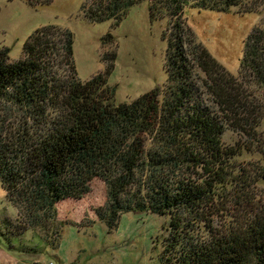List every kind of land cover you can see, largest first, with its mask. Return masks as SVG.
I'll return each mask as SVG.
<instances>
[{"label": "trees", "instance_id": "1", "mask_svg": "<svg viewBox=\"0 0 264 264\" xmlns=\"http://www.w3.org/2000/svg\"><path fill=\"white\" fill-rule=\"evenodd\" d=\"M144 1L167 19V76L130 101H117L108 84L115 53L102 71L78 77L68 28H35L15 61L0 48V183L18 213V230L9 231H47L44 176L53 191L77 189L114 163L119 173L97 210L107 229L122 214L154 213L167 217L160 264H264V167L237 160L244 151L264 156V24L248 34L234 75L184 22L188 7L246 12L264 0H86L82 13L117 26ZM198 71L209 97L197 90ZM227 129L242 142L226 144Z\"/></svg>", "mask_w": 264, "mask_h": 264}, {"label": "rangeland", "instance_id": "2", "mask_svg": "<svg viewBox=\"0 0 264 264\" xmlns=\"http://www.w3.org/2000/svg\"><path fill=\"white\" fill-rule=\"evenodd\" d=\"M85 1L0 0V48L15 61L21 57L24 41L35 28L55 24L73 32V57L82 80L104 69L105 55L116 54L107 80L115 86L117 101H130L164 84L166 17L152 15L149 2L144 1L132 7L117 26L111 21L90 23L82 13ZM243 11L240 7L229 11L188 7L184 20L194 32L196 42L234 75L238 73L248 34L254 26L264 24V3ZM107 33L112 37L103 39ZM196 78L198 92L209 97L205 74L198 71ZM259 130L264 140V117ZM223 140L229 145L242 142L231 129L226 130ZM237 160L264 167V156L257 151H244ZM118 173V165L104 164L84 186L58 191L51 190L49 177H43L42 191L50 214L44 234L52 233V227L59 229V240L52 234L47 240L43 233L33 230L12 235L9 230H18V213L0 183V264H160L161 246L157 238L166 216L125 213L111 231L98 219L97 210L105 204L107 185ZM258 190L264 194V178ZM11 218L14 222L9 226Z\"/></svg>", "mask_w": 264, "mask_h": 264}]
</instances>
